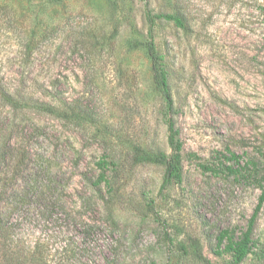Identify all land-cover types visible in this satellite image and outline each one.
<instances>
[{"label": "rangeland", "instance_id": "374dc122", "mask_svg": "<svg viewBox=\"0 0 264 264\" xmlns=\"http://www.w3.org/2000/svg\"><path fill=\"white\" fill-rule=\"evenodd\" d=\"M148 1L186 22L154 28L184 146L183 181L163 191L165 168L130 148L170 153L151 61L129 48L147 40L145 3L0 0V85L14 95L0 94V211L42 264H205L180 249L191 239L209 264H232L217 236H239L258 204L251 179L200 164L231 150L264 170V0ZM102 156L117 164L109 190L91 183ZM254 238L264 249V209Z\"/></svg>", "mask_w": 264, "mask_h": 264}, {"label": "trees", "instance_id": "16d2710c", "mask_svg": "<svg viewBox=\"0 0 264 264\" xmlns=\"http://www.w3.org/2000/svg\"><path fill=\"white\" fill-rule=\"evenodd\" d=\"M64 0H49V2L59 3ZM115 3V0H111ZM145 3V20L148 25L147 40H133L129 42L130 49L143 48L148 54L151 61L152 81L155 89L161 94L166 104L165 123L168 131V146L170 153L153 152L143 148L140 145L132 144L131 154L134 164H159L164 170L163 183L161 190L167 189L173 183H181L183 181V160L184 146L180 138V130L176 126V121L172 116L174 111V102L170 90L169 71L165 63V58L161 55L156 46L154 28L156 22L165 20L173 22L177 27L186 29L184 18L178 14H154L149 8V1L142 0ZM264 9V8H263ZM0 94L7 101H11L13 94L6 87L0 85ZM74 109V114L64 117L80 118L81 113L75 110H82L78 107ZM68 109V110H70ZM192 158L196 157L191 155ZM223 161L219 165L200 164L205 172H210L215 176H236L238 178L251 179L253 183L260 189L258 204L248 221L247 227L239 236L236 235V230H222L217 236L215 252L217 255L229 254L232 257V264H243L249 256H253L258 260H264V249L260 248V244L254 238V231L257 220L264 209V170H258L256 164L252 161L247 162L244 166L241 165L242 157L228 150V155L223 154ZM228 162H233L229 165ZM97 176L92 180L93 187H105L110 189L109 172L113 170L117 164L109 160L108 156H102L96 163ZM48 193L50 187L46 186ZM26 197V196H25ZM2 198H0L1 200ZM24 198L20 199V202ZM1 206V204H0ZM149 212L154 216V202L151 201ZM6 211H0V264H42L41 255H37L36 251L32 252L30 248L22 245V242L14 234V226L9 219L6 218ZM8 216V215H7ZM180 249L185 256H190L200 263L209 264L210 262L203 253V248L198 240L191 239L187 243H180ZM177 264V263H169Z\"/></svg>", "mask_w": 264, "mask_h": 264}]
</instances>
